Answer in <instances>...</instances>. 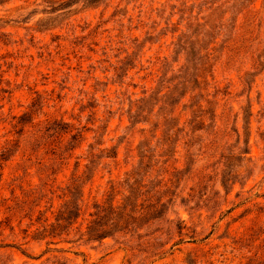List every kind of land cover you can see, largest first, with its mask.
Segmentation results:
<instances>
[{"label":"rangeland","instance_id":"1","mask_svg":"<svg viewBox=\"0 0 264 264\" xmlns=\"http://www.w3.org/2000/svg\"><path fill=\"white\" fill-rule=\"evenodd\" d=\"M67 2L0 0V264H264V0ZM133 179L163 217L86 240Z\"/></svg>","mask_w":264,"mask_h":264},{"label":"trees","instance_id":"2","mask_svg":"<svg viewBox=\"0 0 264 264\" xmlns=\"http://www.w3.org/2000/svg\"><path fill=\"white\" fill-rule=\"evenodd\" d=\"M74 1L75 0H69V2L62 3V5H67ZM89 1L94 2L97 0ZM26 116V113L19 116L18 123H20L21 120L24 121L23 123L29 121L26 120ZM243 152L247 153V150ZM4 154L5 152L0 154V162L1 160H6ZM130 178H132L131 174L127 179ZM77 180V177L72 178L67 186L69 199L58 209L53 222L47 224L50 225L51 228L63 227L64 223H66L64 227L66 228L73 224L79 217L81 207L78 201L81 194L77 191ZM125 184L129 191L127 194H124L120 201L114 200V197L118 193V191H116V194H114L111 199L96 202L94 210L89 214L90 220L82 233L86 240L101 241L106 237H111L116 234H123L131 237L137 234V236H139L141 235V229L163 217L166 212L165 206L169 203V199L163 201L161 197H158L152 200V196L145 197L143 193L138 194L136 192L138 185L135 179H133L131 183L129 180L125 181ZM113 191L114 186L111 184L108 191L109 195L112 194ZM45 221H47V219H45ZM60 233L62 232L55 233L54 231H50L47 235L55 236Z\"/></svg>","mask_w":264,"mask_h":264}]
</instances>
